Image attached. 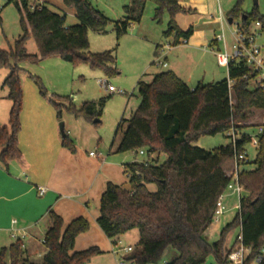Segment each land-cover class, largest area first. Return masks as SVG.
Segmentation results:
<instances>
[{
    "label": "trees",
    "instance_id": "trees-1",
    "mask_svg": "<svg viewBox=\"0 0 264 264\" xmlns=\"http://www.w3.org/2000/svg\"><path fill=\"white\" fill-rule=\"evenodd\" d=\"M179 1L132 0V5L125 8V13L131 17L112 22L93 6L92 0H65L67 5L75 8L77 19V24L67 26L66 14L49 5L35 0H8L20 14L23 33L9 52L0 51V69L10 70L4 87L8 89V99L12 103L8 125L0 128V164L7 166L22 157L18 144L24 105L20 64L36 65L48 58L59 57L73 66L89 65L111 77L117 74L113 68L116 63L113 51L91 54L89 32L105 35L112 27L119 40L132 24L140 21L146 4L153 3L157 6L155 19L168 13V30L164 35L174 37V45H178L193 35L192 28L183 32L175 22L178 14L191 13L181 8ZM245 2L237 0L228 19L233 23L240 21L237 26L245 35H249L251 27L257 23L264 32V17L256 7L252 13H245ZM2 24L0 16V27ZM31 38L37 45L38 54L27 53L26 45ZM245 76H248L247 80ZM30 78L39 86L41 95L48 98L41 79ZM254 78L243 63H233L227 79L199 84L194 89L170 71L156 74L150 84H138L140 104L129 120L119 124L118 132H122V137L116 153L147 150L149 158L164 154L166 161L161 165L155 164L158 159L126 165L130 189L108 183L100 199L97 220L98 227L113 244L133 230L139 232L140 242L127 256L129 262L158 264L165 251L172 249L178 256L168 264H207L210 257L216 264H230L229 256L240 245L238 238L241 237V244L249 250L245 264H254L259 257L262 260L258 264H264V126L253 162L255 169L240 170L247 164H239V182L246 195L241 197L236 217L214 243L208 241L206 234L215 222L218 201L228 191L231 179L225 168L234 160L235 151L231 144L211 151L194 146L202 137L226 136L233 124L247 120V113L252 109L264 111V94L252 85ZM230 81L233 82L231 90ZM49 102L59 119L66 112L95 128L101 124L106 105L105 100H100L78 108L69 98L62 97H51ZM250 143V137L244 135L237 152H246ZM62 147L72 154L76 152L75 143L67 133L63 136ZM151 185L156 187L155 192L148 189ZM51 220L44 240L46 255L42 264H89L102 254L97 247L74 252L77 238L90 230L86 219L78 218L65 229L63 220L55 213H51ZM234 229H238L239 234L231 245L229 236ZM23 256V243L19 240L1 250L0 264H32Z\"/></svg>",
    "mask_w": 264,
    "mask_h": 264
},
{
    "label": "crops",
    "instance_id": "crops-1",
    "mask_svg": "<svg viewBox=\"0 0 264 264\" xmlns=\"http://www.w3.org/2000/svg\"><path fill=\"white\" fill-rule=\"evenodd\" d=\"M35 1L58 9L66 16H71L76 20L73 25L77 24L75 8L67 5L65 0ZM148 4L154 5L155 10L157 9L153 3H147L145 9ZM232 4V0L229 2L226 0H180V7L190 10L191 13L178 14L175 22L183 32L192 28L193 35L187 45H177L170 50L164 58L167 66L163 69H170V72L192 89L199 84H212L205 82L208 78H216L215 71L218 63L215 53L223 49V44L216 42V36L222 32L225 34L224 23L229 20H226L225 16L229 8L233 6ZM126 7L128 5L121 3L114 11L119 9L120 12L125 13ZM101 12L104 14L103 11ZM123 20L124 16L116 22ZM170 39L172 41L170 44H174V37ZM256 43L264 47V38L261 40L257 38ZM158 47L161 45H157L156 49ZM25 64L19 65L23 71L22 79L30 78V76L40 78L28 71ZM162 64L160 65L163 66ZM160 72L154 73L148 82L143 81L146 77L144 75L138 84L140 82L150 84L154 76ZM8 100V92L0 97V128L7 126L9 122L12 104H7ZM34 103L31 110L26 107V103L23 105L22 128L18 137L21 159L9 162L7 166L0 164V252L20 240L23 243V259L32 264H42L46 255L44 240L52 225L51 213H55L63 220L64 229L78 218H84L89 222L90 230L76 240L74 249L76 252L97 247L102 254L94 257L92 261L104 259L101 257L105 255L111 258L114 255V244L97 225L100 216V199L108 183H112L115 178L116 171L112 167L129 164L125 165L124 159L121 158H112L111 161L109 158L102 157L101 154L91 156L93 152L84 156L80 152L79 145L77 146L79 139L74 130L79 127L85 132H90L93 126L83 119H76L67 114L69 117L66 121L67 134L76 146V152L72 154L62 147V139H59L54 129L53 114H47L51 116L48 128L43 127L41 123L42 107H48V104H43V101L39 100ZM153 159L159 160V157L153 156ZM39 188L46 190L42 197L38 195ZM220 228L219 224L214 223L208 230L207 237L212 229L215 231ZM40 245L43 246L42 249ZM34 257L41 259L42 262L35 263L32 261ZM176 258L177 256L172 260ZM92 261L89 264H92Z\"/></svg>",
    "mask_w": 264,
    "mask_h": 264
},
{
    "label": "rangeland",
    "instance_id": "rangeland-1",
    "mask_svg": "<svg viewBox=\"0 0 264 264\" xmlns=\"http://www.w3.org/2000/svg\"><path fill=\"white\" fill-rule=\"evenodd\" d=\"M229 2V0H226ZM231 1V0H230ZM121 3H125L128 6L132 5V0H92L94 7L99 8L104 14L112 21L116 22L121 17L124 19L131 17L129 13H122L119 9ZM232 7L226 12L225 19H228V13L235 7L237 0H232ZM2 10L0 16L2 17L3 24L0 27V51L9 52L19 37L22 35V28L20 24V14L13 4H8V0H0ZM258 9V13L264 17V0H246L243 5V11L245 13H252L254 8ZM55 11L58 9L52 8ZM113 9V10H112ZM118 17V18H117ZM225 20V21H226ZM76 23L71 16H67L66 25L70 26ZM169 15L164 12L158 20L155 19V6L148 4L145 11L140 17V21L134 23L129 27V30L119 40L112 27L105 35H99L92 31L89 32V52L91 54H102L105 52L113 51V56L116 59V63L113 68H116L117 74L107 77L102 70H93L89 65L73 66L61 60L59 57H51L39 64L31 65L26 63L25 67L28 71L34 73L40 77L45 90L47 91L48 98H44L41 95L39 86L31 78H23L22 86L24 93V103L26 107L31 110L34 107L36 101H43V104H48V107H42L41 123L43 127H49L51 123V116L48 113L53 114L55 127L59 139H63L61 133V124L65 126V132L67 133L66 121L69 120L68 113L63 112L62 118L59 119L56 110L50 104L51 97L69 98L70 102L76 107L80 108L83 104L89 102H99L105 100L106 105L102 112L101 124L98 127L90 129V132H85L84 129L77 127L75 135L79 139V149L84 156H88L90 152L94 154H101L106 159L121 158L124 159V164L131 163H144L149 161L147 150H138V154L134 152H128L125 154L116 153L117 145L122 137V132H118L119 124L122 120H129L132 114L136 111L140 104V98L138 95V82L146 75L143 81L148 82L149 78L156 72L170 71V69H163L164 66L159 65L158 62L166 63L164 58L169 54L170 50H165V53L161 54V48L169 46L172 41L170 38H166L164 33L168 30ZM240 21H236L233 25H229L226 21L225 35L226 43L229 49L235 44V36L232 35L236 31L237 25ZM259 30L258 40L264 38V32L261 28L258 29L256 25L251 27V31ZM161 45L157 50L156 46ZM224 49V47L222 46ZM27 53L30 55L38 54V48L35 41L31 38L26 45ZM222 49V50H223ZM216 78H208L205 83L220 82L228 78V69L222 68L216 65ZM10 70L7 68L0 69V97L8 92V89L4 87V81L9 76ZM218 75V76H217ZM109 87L115 88L119 92L124 94H113L109 91ZM9 94V92H8ZM26 98V99H25ZM232 102L234 103V96L232 95ZM11 105V101H6ZM24 107V106H23ZM68 119V120H67ZM50 122V123H49ZM241 124L240 129L243 133H249L256 135L259 132L260 127L264 126V111L252 109L247 113V120ZM47 127V128H48ZM52 130V137H53ZM77 143V142H76ZM230 144V139L224 135H217L214 137H202L194 146L206 151H211L217 148L226 147ZM247 154L250 164L241 167L246 170H254L255 166L253 162L256 158V149L251 144L246 146ZM140 151L145 152V155H140ZM152 160V157H151ZM166 161L164 154L159 155V161L155 164L161 165ZM115 169V178L112 181L113 184L129 190V179L125 173V166H113ZM235 169V162L232 160L226 165V174ZM151 192L156 191V187L151 185L148 187ZM230 191H227L224 196V206L226 208L225 214L214 223L221 226L220 229L211 231L208 234V241L214 243L220 240L222 230L236 217L238 213V198ZM245 192L242 196H245ZM239 234L238 229H234L229 236V243L232 245ZM42 237V236H40ZM41 239V238H39ZM122 242L123 247H132L136 249L140 242L139 232L133 230L126 235L116 239ZM41 241V240H40ZM39 244V243H38ZM43 246L40 245V249ZM86 251V250H85ZM76 252V250H74ZM82 252V251H81ZM111 256L110 254H107ZM122 255V254H121ZM178 256V254L168 249L165 251L162 260L158 264H166L172 259ZM99 261L94 260L92 264H118V257L112 255V257H101ZM113 258V259H112ZM35 263L42 262L41 259L33 258ZM207 264H216L215 259L210 257ZM254 264H257L256 262Z\"/></svg>",
    "mask_w": 264,
    "mask_h": 264
},
{
    "label": "built area",
    "instance_id": "built-area-1",
    "mask_svg": "<svg viewBox=\"0 0 264 264\" xmlns=\"http://www.w3.org/2000/svg\"><path fill=\"white\" fill-rule=\"evenodd\" d=\"M2 6L0 5V11L2 10ZM34 10V8H32ZM221 22V21H220ZM256 26L261 28V25L259 23L256 24ZM259 30L251 31L249 35H245L243 32H241L240 28L237 26L236 31L234 32L233 36H235L236 42L232 46V49H229L226 43V36L224 32H222L220 35L216 36V42L222 43L224 46V49L221 51H216V59L217 63L222 68H227L229 70L230 65L233 63H243L245 66H247L252 74L255 75V78L251 80V83L254 87L259 88L263 94H264V47L259 46L256 43V40L259 35ZM188 40H181L178 45H187ZM177 45L170 44L169 46H166L165 48H161V54L165 53V50H171L173 47ZM159 65L161 62H158ZM164 67L167 65L164 63L162 64ZM245 80L248 79V76L244 77ZM230 90L233 87V82H229ZM109 91L113 94H124L123 92L117 91L113 87H109ZM241 124H233L230 131L226 134L227 138L230 139V144L233 147L235 151V169H233L228 177L231 179L230 184L228 185V191L232 192L239 200L238 209L240 208V200L242 197V193L244 192V188L240 185L239 182V164H248L249 163V157L247 154V151L244 153H238L237 152V146L240 141H242L244 135H248L251 139V145L255 149L258 148V142H259V136L263 134V127H260L259 132L254 136L251 134L243 133L240 129ZM135 155L138 154V152H134ZM91 156H96L94 153L90 154ZM140 155H145V152L140 151ZM46 193V190L44 188L38 189V195L44 196ZM224 196L220 198V200L217 203V210L215 213V220H219L220 217H222L225 212L226 208L224 206ZM16 223V222H14ZM238 240L240 241V245H238L235 248V251L229 256V262L230 264H245L248 256H249V250L246 249L242 244V238L239 237ZM134 252V248L132 247H123V244L121 241L117 240L116 243L113 245V254L118 257L117 263L118 264H133L129 262L126 258L127 256L131 255ZM122 254V255H121ZM263 255H264V249H263ZM262 260V257H259L256 260V263H260Z\"/></svg>",
    "mask_w": 264,
    "mask_h": 264
},
{
    "label": "water",
    "instance_id": "water-1",
    "mask_svg": "<svg viewBox=\"0 0 264 264\" xmlns=\"http://www.w3.org/2000/svg\"><path fill=\"white\" fill-rule=\"evenodd\" d=\"M161 1H163V0H161ZM228 23H229V25H233L234 24L232 19H229ZM61 133H62L63 136H65V130H64V125L63 124H61Z\"/></svg>",
    "mask_w": 264,
    "mask_h": 264
}]
</instances>
